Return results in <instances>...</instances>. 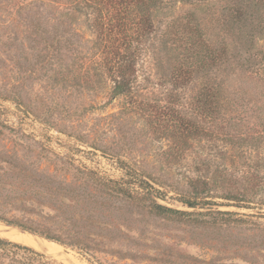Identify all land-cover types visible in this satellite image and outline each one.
<instances>
[{"label":"rangeland","instance_id":"374dc122","mask_svg":"<svg viewBox=\"0 0 264 264\" xmlns=\"http://www.w3.org/2000/svg\"><path fill=\"white\" fill-rule=\"evenodd\" d=\"M31 1L0 0V180L7 196L0 208L76 215L79 235L101 231L93 239L119 253L94 254L109 263L264 264V85L241 53L231 50L230 68L210 75L224 89L218 111L199 112L204 78L177 89L170 78L183 26L193 23L190 7L161 0L132 93L110 98L111 83L91 63L97 51L84 17L59 21ZM217 8L204 17L215 46L222 37ZM193 123L202 134L191 133ZM198 179L209 187L211 208L180 202ZM114 186L137 193L138 208ZM153 201L186 214H143ZM102 221L108 229L97 228ZM59 246L57 253L34 250L51 264H91Z\"/></svg>","mask_w":264,"mask_h":264},{"label":"trees","instance_id":"16d2710c","mask_svg":"<svg viewBox=\"0 0 264 264\" xmlns=\"http://www.w3.org/2000/svg\"><path fill=\"white\" fill-rule=\"evenodd\" d=\"M176 1L190 7L188 11L193 23L183 26L181 40L177 42L181 58L170 73L174 89L187 86L196 75L200 74V78H204L205 82L196 93L197 110L207 114L218 111L224 89L222 83H214L210 75L225 71L227 67L230 68L234 51L237 52V56L241 53L239 56L243 57L244 63L252 70L257 82L264 85V45H258L260 41L264 42V0ZM30 4L42 7L46 14L53 18L57 17L59 21L61 17L74 20L77 16H83L87 28L94 36L93 44L97 51L93 61L92 58L90 61L99 65L98 70H101V74L104 73L111 83L110 98L126 97L132 93L137 80L138 61L153 32V18L161 0H32ZM215 4L218 8L213 13H218L222 34L218 46L213 45L209 40L207 29L204 27V17ZM179 127L182 131L188 130L187 123H182ZM201 130L198 123L191 124V133L202 134ZM140 181L141 187H152L146 181ZM196 181L190 186L193 188L189 197L181 198L180 202L190 208H206V206L211 208L216 205L213 201L206 200L211 198L207 183L200 179ZM4 187V182L0 180V206L7 199L2 193ZM112 192L131 201L132 204L136 203V208L142 201L137 193L123 191L115 186ZM226 196L223 197L226 200L237 198L234 195ZM51 210L54 214L25 210L15 214L0 208V222L49 242L75 249L86 256L91 264H114L100 261L94 255L96 252L111 256L116 254L121 258L117 251L113 253L114 251L106 248L101 241L96 242L93 239L94 236L102 238L101 231L79 235L78 230L73 229L74 223L77 222L76 215L73 214L69 219L62 220L59 211ZM141 211L145 215L166 218H177L186 214L154 201L143 205ZM217 213L223 216L235 215L228 212ZM94 214L93 208L89 217L92 219ZM109 225L102 221L97 224V228L104 227L106 230ZM0 264L51 263L33 248L0 237ZM249 264L253 263L249 262Z\"/></svg>","mask_w":264,"mask_h":264},{"label":"bare ground","instance_id":"6f19581e","mask_svg":"<svg viewBox=\"0 0 264 264\" xmlns=\"http://www.w3.org/2000/svg\"><path fill=\"white\" fill-rule=\"evenodd\" d=\"M0 236L4 237L5 239L9 241L15 242V243H23V244L29 245L33 249L40 250V251L50 250L52 252L57 253V251L61 249L59 245L53 242L39 239L26 232H22V231L12 229L9 227H5L2 225H0Z\"/></svg>","mask_w":264,"mask_h":264},{"label":"water","instance_id":"95a60500","mask_svg":"<svg viewBox=\"0 0 264 264\" xmlns=\"http://www.w3.org/2000/svg\"><path fill=\"white\" fill-rule=\"evenodd\" d=\"M8 226V225H7ZM9 227H11V226H9Z\"/></svg>","mask_w":264,"mask_h":264}]
</instances>
